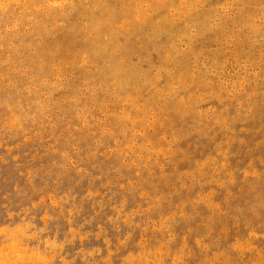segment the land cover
I'll use <instances>...</instances> for the list:
<instances>
[{
  "label": "rangeland",
  "instance_id": "obj_1",
  "mask_svg": "<svg viewBox=\"0 0 264 264\" xmlns=\"http://www.w3.org/2000/svg\"><path fill=\"white\" fill-rule=\"evenodd\" d=\"M0 251L264 264V0H0Z\"/></svg>",
  "mask_w": 264,
  "mask_h": 264
},
{
  "label": "bare ground",
  "instance_id": "obj_2",
  "mask_svg": "<svg viewBox=\"0 0 264 264\" xmlns=\"http://www.w3.org/2000/svg\"><path fill=\"white\" fill-rule=\"evenodd\" d=\"M1 229H2V228H1ZM3 230H4V229H3ZM3 230H2V231H3ZM12 233H13V232H12ZM14 244H15V243H13L12 245H14ZM6 245H7V244H5V246H6ZM10 245H11V243H10L9 245H7V246H10ZM12 245H11V246H12ZM18 245H19V243H18L17 245H15V246H16V247H19ZM11 246H10L9 248H11ZM6 248L8 249V247H6ZM6 248H4V245H3V249H6ZM17 249H18V248H17ZM21 250H22V249H21ZM21 250H20V251H21ZM1 251H2V250H1ZM1 251H0V252H1ZM10 251H11V250H10ZM14 251H15V250H14ZM3 252H4V251H3ZM6 252H8V251H6ZM16 252L18 253L19 251L17 250ZM19 253H20V252H19ZM19 253H18V254H19ZM23 253H24V252H23ZM5 254H6V253H4V255H5ZM14 254H15V253H14ZM23 255H24V254H23ZM27 255H28V254H27ZM27 255H26V251H25V256H27ZM29 255H31V254H29ZM33 255L35 256V255H37V254H36V253H33ZM6 256H7V255H6ZM6 256H5V258H6ZM19 256H20V255H19ZM21 256H22V255H21ZM25 256H24V257H25ZM27 257H28V256H27ZM22 258H23V257H22ZM25 258H26V257H25ZM17 259H18V258H17ZM23 259H24V258H23ZM26 259H27V258H26ZM28 259H29V258H28ZM36 259H37V256H36ZM9 260H10V259H8V262H7L8 264L11 263V261L9 262ZM5 261H7V260L5 259ZM14 261H15V259H14ZM0 262H1V261H0ZM28 262H29V261H28ZM14 263H15V262H14ZM18 263H19V262H18Z\"/></svg>",
  "mask_w": 264,
  "mask_h": 264
}]
</instances>
